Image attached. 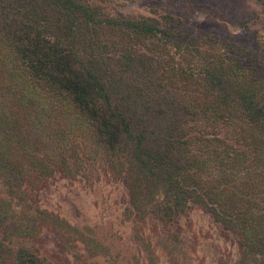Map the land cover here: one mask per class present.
Listing matches in <instances>:
<instances>
[{"label":"trees","instance_id":"16d2710c","mask_svg":"<svg viewBox=\"0 0 264 264\" xmlns=\"http://www.w3.org/2000/svg\"><path fill=\"white\" fill-rule=\"evenodd\" d=\"M247 51L198 38L170 13L0 0V264H51L36 245L46 228L94 245L42 206L38 190L99 154L139 224L200 207L233 240L239 264H264V75L242 60ZM26 86L67 104L90 146L69 150L71 131L54 113L33 117L41 103Z\"/></svg>","mask_w":264,"mask_h":264},{"label":"rangeland","instance_id":"374dc122","mask_svg":"<svg viewBox=\"0 0 264 264\" xmlns=\"http://www.w3.org/2000/svg\"><path fill=\"white\" fill-rule=\"evenodd\" d=\"M89 1L112 13H170L179 17L198 38L204 36L209 41L233 39L248 48L242 60L264 75V0ZM29 89L26 86L27 93L34 94L41 103L37 112L33 110V117L39 116L40 120L47 122L50 119L48 114L54 113L60 124L71 131L64 146L79 148L83 140L90 146L83 137L84 131L80 132L83 126L71 117L67 104L50 103L49 99ZM75 131L81 133L82 141L74 135ZM82 151L80 155H83ZM81 158L80 166L73 165L72 172L56 171L44 187L39 188V200L42 206L77 225L84 237L94 240L91 241L94 245L76 238L72 242L69 235L74 233L46 228L36 245L51 264H150L149 247L158 264H239L235 243L223 235L221 227L208 212L193 207L167 223L157 221L151 226L147 219L146 223L139 224L129 212L117 170L100 154L91 160ZM138 229L141 236L137 235ZM95 243L100 249L97 252L90 248L96 247Z\"/></svg>","mask_w":264,"mask_h":264}]
</instances>
